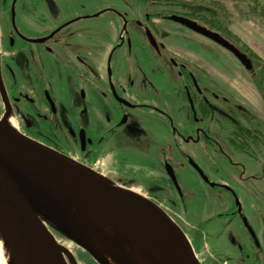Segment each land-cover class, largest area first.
<instances>
[{
    "label": "flooded vegetation",
    "instance_id": "flooded-vegetation-1",
    "mask_svg": "<svg viewBox=\"0 0 264 264\" xmlns=\"http://www.w3.org/2000/svg\"><path fill=\"white\" fill-rule=\"evenodd\" d=\"M125 2V10L118 11L122 25L97 64L89 57L93 35L86 27L81 33L75 24L101 15L108 7L89 11L90 0H0V70L12 118L22 115V132L63 153L64 146L75 145L82 157L65 154L104 175L106 170L110 174L105 176L120 185L133 189L134 182L127 184L132 178L144 179L149 185L138 186L145 192L175 190L185 206L186 195L171 156L172 151L179 154L203 188L231 194L233 204L219 216H241L254 244L261 247L236 187L210 177L181 144L193 141L210 146L226 160L231 158L226 147L260 157L255 146H264V133L259 123L256 129L252 124L257 121L249 97L232 84L230 90H223L217 75L208 74L210 70L197 62L207 56L198 44L209 37L177 17L236 45L224 36L222 24L231 31L230 20L217 1L208 12L191 5V0ZM177 47L184 49L183 55L174 51ZM191 54L198 58L191 60ZM250 59L251 69L238 60L251 72L256 86V64ZM120 61L129 62L135 75L120 66L115 70ZM172 68L178 73L177 80L169 74ZM62 89L66 97L60 94ZM227 126L231 130L222 139ZM126 142L132 144L129 150L134 153L147 147L153 154L157 148L159 160L149 166L131 164L123 149ZM259 215L264 222V209Z\"/></svg>",
    "mask_w": 264,
    "mask_h": 264
},
{
    "label": "rangeland",
    "instance_id": "rangeland-1",
    "mask_svg": "<svg viewBox=\"0 0 264 264\" xmlns=\"http://www.w3.org/2000/svg\"><path fill=\"white\" fill-rule=\"evenodd\" d=\"M215 1L220 4L222 9L226 10V16L232 25V34L240 38L249 47L246 38H250L252 41L249 44L256 45H254L255 51L251 49L264 60V0H191V5H197L202 11L208 12L214 10L210 4H214ZM126 3L125 0H90L91 5L87 9L89 11H95L100 7H108L109 9L97 17L89 18L88 21L84 19L75 24L78 31L81 32L86 27L93 35L90 36L94 45L90 49L91 54L89 57L97 64L105 55L106 44L112 41L122 25L118 11H124ZM180 8L179 6L178 9ZM236 31L242 32L246 40L238 34H234ZM188 34L193 35V33ZM224 36L241 48L240 44L232 37ZM198 48L207 56L197 62L210 70L208 74L217 75L218 80L222 83L223 90H230L232 84L249 97L247 101H250L249 104L257 116H255L257 122H254V124L259 123L261 131L264 133L263 99L256 91V86L252 84L251 72L240 64L234 54L209 38H206L205 43L198 44ZM173 49L182 55L184 54L182 48ZM79 51L83 53L81 48ZM190 57L191 60L198 58L193 54ZM211 61L217 62L218 66L212 65ZM258 63L257 61L256 65H259ZM118 66L121 70L133 72V66L127 61L115 63V70ZM169 74L173 79H178V73L175 69H170ZM133 75H135L134 72ZM60 94L64 97L67 96L66 91H63V89ZM4 105L5 100L0 96V119L3 118L5 112ZM13 120L19 130L24 131L22 115L13 117ZM227 127V131L223 130L221 132L222 139L231 130L230 126ZM130 142H126L123 149L130 156L129 161L131 164L149 166L159 160L157 148L153 154L147 147H139L138 151L134 153L129 150L130 145H132L129 144ZM181 144L182 149L190 153L210 177L225 180L236 187L243 203L244 212L251 226L258 233L261 247L254 244L241 216H219L220 213H223L225 209L230 208L233 204L231 194L223 189L203 188L202 182L193 169L179 154L173 153V151L171 156L176 163L178 180L186 195L185 206L175 190L169 191V193H147L144 191L143 186H138V184L149 185V182L138 178H132V181L127 184L134 182L132 183L134 190L152 198L168 210L170 216L187 234L195 252L204 264H217V259L222 263L226 261L225 264H264V222L260 220L259 215L264 209V146L259 147V144L255 146V149H257L255 154L259 155V158L249 154L235 153L226 147L231 157L226 160L210 146L194 143L193 141ZM164 149H166L165 146ZM62 151L71 156L82 157L75 145L64 146ZM100 167L104 168V165L100 164ZM104 173L105 175L110 174L106 170ZM47 224L57 240L74 254L78 264H99L74 239L67 236L53 224L49 222ZM218 255L221 259L218 258Z\"/></svg>",
    "mask_w": 264,
    "mask_h": 264
},
{
    "label": "water",
    "instance_id": "water-1",
    "mask_svg": "<svg viewBox=\"0 0 264 264\" xmlns=\"http://www.w3.org/2000/svg\"><path fill=\"white\" fill-rule=\"evenodd\" d=\"M177 18L230 50L247 69L252 68L247 54L222 35ZM0 92L6 105L0 119V225L18 264H78L47 222L79 243L99 264H110L57 196L62 188L76 194L78 206L86 197L108 205L114 211L112 223H131L160 264H204L184 230L157 202L20 130L4 126L12 117V108L1 70ZM171 175L180 189L173 171ZM92 227L96 235L101 234L98 224Z\"/></svg>",
    "mask_w": 264,
    "mask_h": 264
},
{
    "label": "bare ground",
    "instance_id": "bare-ground-1",
    "mask_svg": "<svg viewBox=\"0 0 264 264\" xmlns=\"http://www.w3.org/2000/svg\"><path fill=\"white\" fill-rule=\"evenodd\" d=\"M3 125L19 130L12 117L6 119ZM57 196L84 225L110 264H160L153 249L135 232L131 223H112L114 211L108 205L86 197L78 206L76 194L65 188L58 191ZM93 224L100 226V235L93 232ZM0 264H18L14 249L1 225Z\"/></svg>",
    "mask_w": 264,
    "mask_h": 264
},
{
    "label": "trees",
    "instance_id": "trees-1",
    "mask_svg": "<svg viewBox=\"0 0 264 264\" xmlns=\"http://www.w3.org/2000/svg\"><path fill=\"white\" fill-rule=\"evenodd\" d=\"M223 14H226V10L223 8L222 9ZM224 33L229 37H232L238 44H240L241 46V50L243 52H246L250 58L254 59L255 64L257 63V61L259 62V65H255V71H256V78H255V84L260 92V94L262 95L263 98V102H264V60L262 58H260L259 55H257L249 46H247L245 43H243L240 38H238L237 36L233 35L232 32L230 30H228L227 25H225L224 23L222 24ZM252 124L255 126V129L257 128V124H254L252 122ZM243 149H247V146H245ZM90 260H93L92 258H89ZM94 261V260H93Z\"/></svg>",
    "mask_w": 264,
    "mask_h": 264
},
{
    "label": "crops",
    "instance_id": "crops-1",
    "mask_svg": "<svg viewBox=\"0 0 264 264\" xmlns=\"http://www.w3.org/2000/svg\"><path fill=\"white\" fill-rule=\"evenodd\" d=\"M230 28H231V31H232V33H233V30H232V25H231V23H230ZM234 34H238L240 37H242V39L244 38V36H243V33L242 32H240V31H236ZM245 39V38H244ZM246 39H248V40H246ZM245 40H246V42H247V44L248 45H250V48H252L254 51H255V46L253 45V44H249L250 43V41H252L250 38H246ZM256 89V88H255ZM256 91L258 92V90L256 89Z\"/></svg>",
    "mask_w": 264,
    "mask_h": 264
},
{
    "label": "built area",
    "instance_id": "built-area-1",
    "mask_svg": "<svg viewBox=\"0 0 264 264\" xmlns=\"http://www.w3.org/2000/svg\"><path fill=\"white\" fill-rule=\"evenodd\" d=\"M165 210L168 212V210L165 208ZM169 213V212H168Z\"/></svg>",
    "mask_w": 264,
    "mask_h": 264
}]
</instances>
